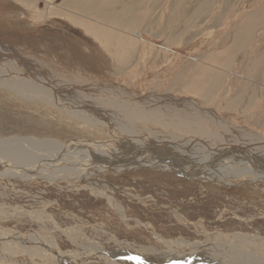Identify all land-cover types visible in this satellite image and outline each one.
I'll return each instance as SVG.
<instances>
[{
	"label": "rangeland",
	"instance_id": "374dc122",
	"mask_svg": "<svg viewBox=\"0 0 264 264\" xmlns=\"http://www.w3.org/2000/svg\"><path fill=\"white\" fill-rule=\"evenodd\" d=\"M0 6V43L12 44V48L24 59L50 72L59 71L61 66L57 70L56 65L52 64V58L48 56L52 57L53 52L62 56L58 51L61 47V51L66 49L68 54L70 51L72 56L75 54L67 59L75 61L77 57L82 66L87 63L91 68L90 72L96 75L93 77H100L102 81L116 78V75L104 77L103 62L93 61L94 58H99L96 51L102 50L100 41L96 40L92 32L87 31V24L95 22V17L86 18L92 12H83L86 13L85 16L77 10L75 0H0ZM17 16L23 18L14 27L8 26L7 31L2 28V19L11 20ZM135 17L132 31H142L141 33L152 36L154 40L157 38L158 45L161 43L179 52L186 50L198 56L195 62L187 61L178 67V54L164 52L151 44V47L141 53L142 59L136 67V75L127 80L130 81L129 84L148 94L166 93L167 98L179 101L178 103L180 100L191 99L194 101L192 106H197L196 109L210 105L213 107L208 110L210 114H201L205 123L213 127L220 120L219 123L222 121L231 129L235 128L228 130L222 127L224 132L228 131L227 136L252 132L256 138L264 140V86L259 82V79L264 81V75L254 76L259 66L257 64L264 57V0H140ZM242 39L245 42L240 46ZM136 46L139 49V42ZM135 50L136 47L132 51ZM236 59L241 62L237 70L244 77L226 81L228 71L233 69ZM228 60L230 61L226 62ZM253 62H256V66ZM97 64L100 66H96ZM173 65H176L174 69ZM64 67L57 73L65 71ZM75 74L71 73L73 77ZM215 78H221V81L216 82ZM170 83L173 84L172 87ZM244 85L248 88L250 85L254 86V99L246 104L247 108L245 105V108L240 106L243 103L240 102L236 110H230L228 106L239 99L237 96L244 91L252 93ZM208 88H211L210 96L205 99L203 93ZM222 90L227 93L222 95ZM0 94V99L5 98L0 100V137L17 140V137L35 136L45 139L47 136L53 137L60 129L58 132L67 134L66 137L62 138L60 144L47 150L53 152L55 149H63L66 159L79 156L78 170H66L78 176L73 177L59 171L54 174V167L50 170L53 177H46L38 173L42 171V167H47L46 163L41 162V167L21 165L18 162L7 166L2 159L9 157L1 149L0 231L29 234L40 239L42 245L55 247L61 253L72 256L79 264H164L178 260L185 263L189 261V264H246V260L242 258H237L234 262L228 261L231 259L227 255L220 257L211 250L200 255L188 247L166 245L160 239L175 238L201 243L226 241L225 238H231L235 233L264 237L263 174L247 171L246 168V171L240 170V174L228 179L208 172L192 173L191 169L159 166L155 161H136L132 164L128 160L119 162V158L114 159L113 155H108L113 159L109 158L111 160L103 164L100 160L101 152L97 151L103 150L101 146H107L109 143L106 142L110 141L108 138L115 136L114 134L107 139L102 134L104 138H75L76 130L72 133L75 128L71 131L70 127L67 129V124L64 127L52 124L54 120L62 121L59 116L56 115L53 119L51 112L45 118L41 113L45 112L44 109H38L37 115L30 116L28 111L20 108L26 101L22 97H7L2 88ZM26 104L28 107L27 101ZM30 106L28 108L32 110L33 107ZM148 122H144L145 130L139 123L136 127L140 128V132L145 131L143 134L152 135V130L160 128V124L155 120L149 122L151 124ZM118 143L111 147L115 153L123 150ZM1 144L5 142L2 141L0 146ZM216 150L222 155L227 154L224 150ZM210 152L200 153L204 158L218 156L213 155V149ZM10 165H16L17 168ZM20 167L30 168V174L18 169ZM246 172L249 173L246 175ZM4 243H0V264H58L51 258L47 257V260L41 252L18 249ZM248 247L242 245L240 250L246 251L248 255L254 254L255 258H261L264 254V249L256 253L257 249L253 245ZM259 253L261 257L257 255Z\"/></svg>",
	"mask_w": 264,
	"mask_h": 264
},
{
	"label": "bare ground",
	"instance_id": "6f19581e",
	"mask_svg": "<svg viewBox=\"0 0 264 264\" xmlns=\"http://www.w3.org/2000/svg\"><path fill=\"white\" fill-rule=\"evenodd\" d=\"M75 3L78 11L82 13L85 11H87V13L88 11L92 12L89 14V16H86V13H83L86 18H91L90 16H93V18L95 17V22L87 24V31L88 33L92 32L96 40L100 41L102 50L101 52L96 51L97 57L99 58L98 60H95L94 58L93 61L103 62V65L105 66L104 70H102L104 72V77L108 76L109 78V76L111 75H116V78L109 79L110 81H102L100 77H93L96 75H93L94 73L90 72L91 68L89 65L87 66V63L85 64L86 66H82V62L78 63L80 60L77 57H75V61H71L72 59H67L72 56V51H70V54H68V50L65 49V51H61V47L58 51L61 52H59V55L63 54L62 56H58L56 52H53V54H51L52 57L48 56V58H52V64L56 65L57 70H61V67L65 66L63 69L65 71H62V73L59 74L57 72H59L60 70H54L52 71V73L46 69L40 68L32 61L24 59L16 51V49L14 50L12 48V44L0 43V88H2V90L6 92L7 97L19 96L26 100L29 103V106L31 105L30 107H33L32 110H29V106H26V101L25 104H23V102L21 101V104H23V106L20 108H23V110H25L26 112L28 111L27 114H29L30 116L31 114L37 115L38 113L36 111L38 109L45 110L44 113L41 112L45 116V118L48 117L51 112V116H53V119L59 116V119H62V121L54 120L52 124L55 123L60 126L62 125V127L67 124L68 128H66L69 129L70 127L71 131L73 128H75L72 132L75 133L74 130H76L77 134H75V138L80 136H101L102 138H104L105 136H107L105 137L107 139L114 134L115 136L108 138L110 141L106 142V144H109L107 146H101L103 150L97 151L101 152L100 154L102 156L100 160L103 164H107L108 161L113 159L112 157H107L108 155H113L115 156L114 159L119 158V162L120 160L121 162H124V160H128V162L132 164L136 161H155L159 163V166L166 165L169 166V168L176 167L184 168V170L191 169L192 173H200V171L208 172L210 174H214V176H222L228 179H231V177H234V175L236 174H240V170H242V172L246 171V168L248 169L247 171L253 170L256 174L264 175V140L262 138H256L254 133L252 132H245L237 136L236 133H234V136H227L228 131L224 132V130H229L231 129V127H229L225 122L221 121V123H219L220 120H218L219 122H216L217 125L214 124L212 127L210 126V124L205 123V120L201 118V114L204 116H206V114H210L208 110L210 108L213 109V107H210V105L205 107L201 106V109L206 110L205 112L201 109H196L197 106L193 107L192 105L194 101L191 99L183 101L180 100V103H178L179 101L174 102L171 98H167V96L165 95L166 93L154 94V92H152L151 94H148V92H146L145 90H136L135 86L129 84L130 81L127 80H129V78L134 74L136 75V67L140 64V59H142L141 53L143 54V52H145L148 47H151V44H154L157 48L161 49L164 52L178 54L179 60L177 58L178 62L176 64L178 67L182 66V64L187 61L195 62L198 56H195V54L190 51H186L185 49V51L179 52L177 51V49L175 50V48L173 49L168 45L164 46L161 45V43L160 45H158L156 41L157 38H155L156 40H154L152 36H149L146 33H141L142 31H132L134 30L133 27L135 26L133 23L136 18V8L140 7V0H75ZM68 4L70 5V3ZM74 9L75 8H73V10ZM1 10L2 9H0V11ZM7 15L8 14H6V16ZM84 15L83 18L85 17ZM20 16H22V14ZM20 16H17L16 19L12 18L11 20L2 19V21L4 22V24H1L2 26L4 25V27L2 28L8 30V26L9 28L14 27V25L18 23V20L20 18H23ZM193 16H195V14ZM1 17L2 16L0 15V18ZM250 20L253 19L250 18ZM95 24H97V26ZM83 25H85V23ZM84 27L86 28V26H83V28ZM27 29L29 30L28 27ZM138 42L139 49L136 46ZM243 42H245L244 39L239 42V44H241L240 46H242ZM135 47L136 50L132 51ZM233 48L235 49V47ZM234 49L232 50L234 51ZM137 55L138 57H136ZM73 56H75V54ZM133 60L135 61L130 66H127ZM230 60H233V58ZM230 60L226 62H229ZM255 61L257 62V60ZM235 62L236 64H234L233 69L228 71L229 74L228 78L226 77L227 79H225L226 81L229 79V81L231 82V79H234L236 77H244V75L240 74V71L238 72L237 70V67H240L241 62L239 61V59L237 61H234V63ZM259 62L260 64H257L259 65L258 68L256 70L254 69L256 71V74L254 76L256 77L264 75V57H262V60ZM109 63L112 64L110 65ZM232 63L233 62H231V64ZM165 64L167 65V63ZM103 65H101V69L103 68ZM176 65H173V69ZM96 66H98V64ZM109 67H112V70H109ZM242 69L243 68H241V71ZM164 70L165 69H163V71ZM71 73H76L75 77H73ZM252 78L255 79L254 77ZM220 79L221 78H215V81H218ZM259 82L260 85L264 86V81H261L259 79ZM172 83H170L171 87L174 84ZM201 85L203 86L204 84L202 83ZM226 86H228L227 83ZM252 87L251 85L249 86V88L247 87V90L251 89L252 93L248 91V93H245L244 91L245 94L241 93L242 95L240 94L239 96H237V98L239 99L236 100L235 103L229 104L228 108L230 107V110L232 111L236 110L237 105H239L238 103L240 102H245V104L242 103V105L240 106H246L247 103L254 99L255 94L253 95ZM210 91L211 88L204 90L203 95L205 99H209L207 97ZM225 93H227V91H221L222 95H225ZM2 94H4V92H2ZM2 96L4 97V95ZM2 99L5 98H1L0 100ZM7 104H3V106H7ZM248 106H250V104ZM15 110H17L18 112V109ZM25 111L23 113H25ZM144 120L146 122H153L155 120V122H158L160 124V128H156L155 130L153 129L152 132L154 131V134L152 133V135L151 133L150 135L143 134L146 128ZM137 123L140 124L141 128H144V130L141 129L144 132L139 131L140 128L136 127L138 125ZM222 127H224L225 129H223ZM232 128L235 129L234 127ZM58 131L55 132L56 134L52 131V133L55 135L53 137H44L45 139L41 137L37 138L35 136L31 138L17 137V140L11 139V137H0V143L2 141L5 142V144H1L2 146H0V150L4 149L5 156L9 157V159L2 160L7 166H9V164H13V162H18L21 163V165H37L41 167L43 166L41 165V162H44L46 163L47 167H42V171H38V173L40 175H45L46 177H53L50 170L54 167H56L57 169L56 170L54 168V171L52 172L54 174L58 173L59 171L61 173L65 172V174L73 177L78 176V174L72 175L71 172H66L67 169L71 171L78 170V155L66 159L63 156V149H55V151L53 150L56 155L50 150H47L52 146H56L57 143L60 144L62 138L66 137L67 134H63L62 130V133ZM68 132L69 131H66V133ZM117 142H119V148L123 149L122 152L115 153V151H113V149L111 148L114 147V143ZM245 146L247 147L245 148ZM216 148L226 151L227 154L223 153L222 155L221 152L216 150ZM44 149L47 150L46 153H44ZM212 149L214 150L213 155L217 154L218 156H215L214 158L211 156H206L205 158L201 156L202 154L200 152L204 151L205 153H209ZM247 149L249 150L246 151ZM246 157H250L251 159H245ZM106 158H108V160ZM10 167L17 168L16 165H10ZM18 169L23 170L27 174H30L31 170L30 168L21 167ZM248 173L249 172H246V175ZM158 236L161 237L160 235ZM31 237L32 236H30L29 234L19 233L18 235V233L16 234L15 232H12L10 230L0 231V243L2 242L3 245L5 244L4 242H7L11 245H14L18 249L31 250L37 253L41 252L42 256L46 257V259L47 257L49 259L51 258L58 264H67V262L70 264H79V261L76 263V259H74L72 256H69L67 253H61L55 247L53 248L51 246L49 247L42 245L40 243V239ZM225 239L227 240H220L218 242L203 241L201 243H193L185 239L178 240L175 238H172V240H160L169 246L172 244H177L179 246H182L183 248H191L194 253L200 255H202L205 251L211 250L217 253V255L219 254L220 257L227 255V257L231 259L228 261L234 262L237 258H242L246 260V264H264V254L261 257L259 253L257 255H259V257L261 258H255L254 254L248 255L246 254V251L240 250L242 248V245H247V248H249V245H253L257 250L259 249L258 251L255 250L256 253L260 252V249H264V237L253 234L235 233L233 237ZM10 248L8 247V249ZM242 255H245V257L243 258ZM71 258L73 259L70 260ZM187 258L188 257H186V260ZM171 259L170 261H172ZM81 260L80 262H82ZM189 263V261L185 263L184 261L182 262V260H178L177 262L173 261L164 264Z\"/></svg>",
	"mask_w": 264,
	"mask_h": 264
},
{
	"label": "snow or ice",
	"instance_id": "6c2138e0",
	"mask_svg": "<svg viewBox=\"0 0 264 264\" xmlns=\"http://www.w3.org/2000/svg\"><path fill=\"white\" fill-rule=\"evenodd\" d=\"M142 264H143V262H142Z\"/></svg>",
	"mask_w": 264,
	"mask_h": 264
}]
</instances>
